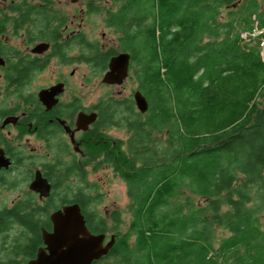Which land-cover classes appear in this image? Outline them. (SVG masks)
<instances>
[{
	"label": "trees",
	"instance_id": "1",
	"mask_svg": "<svg viewBox=\"0 0 264 264\" xmlns=\"http://www.w3.org/2000/svg\"><path fill=\"white\" fill-rule=\"evenodd\" d=\"M235 1L123 8L152 17L143 40L148 107L133 127L141 138L131 148L140 150L118 169L129 230L115 233L102 264H264V30L251 34L264 29V11ZM163 129L165 157L146 147Z\"/></svg>",
	"mask_w": 264,
	"mask_h": 264
},
{
	"label": "flooded vegetation",
	"instance_id": "2",
	"mask_svg": "<svg viewBox=\"0 0 264 264\" xmlns=\"http://www.w3.org/2000/svg\"><path fill=\"white\" fill-rule=\"evenodd\" d=\"M133 1L0 0V264H51L55 214L70 204L79 206L90 233L104 234L103 244L115 240L113 227L120 221L111 215L120 211L98 212L102 191L86 176L88 168L119 175L122 156L140 150L131 148L141 138L133 127L138 116L144 122L146 111H138L134 93L147 101L143 40L152 17L125 12ZM105 5L111 7L103 10ZM102 12L104 25L117 35L111 46L104 33L100 45L88 38L91 16ZM121 53L128 56L124 78L103 82L110 58ZM80 64L102 71L100 84L117 93L110 89L91 100L86 73L76 76ZM129 79L134 86L123 93ZM148 140L147 149L155 145L157 156L165 157V129L151 131ZM74 182L84 186L73 190ZM105 256L90 264H102Z\"/></svg>",
	"mask_w": 264,
	"mask_h": 264
},
{
	"label": "rangeland",
	"instance_id": "3",
	"mask_svg": "<svg viewBox=\"0 0 264 264\" xmlns=\"http://www.w3.org/2000/svg\"><path fill=\"white\" fill-rule=\"evenodd\" d=\"M69 1V0H64ZM243 0H236L234 3L230 4V6H233V8L239 7ZM258 4L259 10L264 11V0H256ZM106 7L111 6H102L103 10L106 9ZM101 9V11H103ZM226 13V7L221 8V14L222 16H225ZM102 13L96 14L91 16L88 26L90 27L91 34L88 36L89 40L92 42H95L97 44H103V40L101 39V33H104V40H108L107 44L108 46L114 45L117 35L114 33V31L111 28H108L104 25L102 20ZM263 30V29H262ZM260 30H255L251 34H256ZM242 36H246V32H241ZM101 40V42H100ZM264 52V51H263ZM87 68V69H86ZM98 70H95L93 68L86 67L85 65H78V72L79 75L76 74L77 77H81V73H86V76L88 77V85H89V98L91 100L95 99L98 96L102 95H108L110 94V89H113V93H117V88H109L106 86H103L100 84V76L103 74L102 71L97 72ZM134 86V81L132 79H129L126 82L125 88L123 89V93L127 92L128 90L132 89ZM120 89V88H118ZM112 171H105V169H97L94 171V168H88L87 176L86 178L90 183L95 184V190L102 191V195L100 196V200L97 202L96 208L98 209V212L101 214H104L105 211L110 212L113 208L118 209L120 211V222L117 223L113 227V231L115 233H124L128 231V222H129V212H128V198L125 192V185L123 180L120 178L118 174H112ZM98 182V186L96 187V183ZM84 186V184L80 182H74L71 184V188L73 190H76L78 187ZM194 201L199 202V198H194V196H191ZM92 207V205L90 206ZM258 218L260 220V223L264 226V211L258 214ZM106 222L109 225L113 224V221L110 220L108 217L106 218ZM225 232L222 229H216V239L218 240L222 234Z\"/></svg>",
	"mask_w": 264,
	"mask_h": 264
},
{
	"label": "water",
	"instance_id": "4",
	"mask_svg": "<svg viewBox=\"0 0 264 264\" xmlns=\"http://www.w3.org/2000/svg\"><path fill=\"white\" fill-rule=\"evenodd\" d=\"M127 63L128 56L124 53L111 57L103 82L120 83L125 76ZM134 100L138 111L145 112L147 101L144 96L137 91ZM62 209L63 212L55 214L58 225L57 253L51 264H90L92 260L105 256L113 245V236L103 244V233L92 234L85 228L77 204L66 205Z\"/></svg>",
	"mask_w": 264,
	"mask_h": 264
},
{
	"label": "built area",
	"instance_id": "5",
	"mask_svg": "<svg viewBox=\"0 0 264 264\" xmlns=\"http://www.w3.org/2000/svg\"><path fill=\"white\" fill-rule=\"evenodd\" d=\"M264 30V29H263ZM262 31V29L259 31V32H261ZM262 53H263V51H262Z\"/></svg>",
	"mask_w": 264,
	"mask_h": 264
}]
</instances>
